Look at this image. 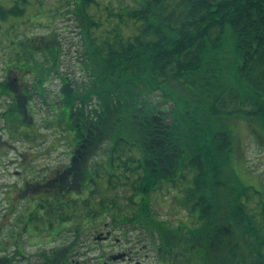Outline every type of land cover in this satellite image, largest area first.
Masks as SVG:
<instances>
[{
  "label": "trees",
  "instance_id": "obj_1",
  "mask_svg": "<svg viewBox=\"0 0 264 264\" xmlns=\"http://www.w3.org/2000/svg\"><path fill=\"white\" fill-rule=\"evenodd\" d=\"M57 1L76 23L81 78L65 63L59 35L15 40L30 0H0V44L28 55L27 97L52 107L53 120L41 122L75 152L68 167L30 178L18 193L40 189L16 235H73L33 264H77L81 237L101 227L124 240L140 231L158 264H264L251 187L226 175L235 135L223 127L247 118L264 129V0ZM55 79L59 88L49 91ZM34 120L37 138L24 136L31 144L42 140ZM166 200L173 217L158 211ZM8 256L21 263L23 247ZM101 257L96 264L110 261Z\"/></svg>",
  "mask_w": 264,
  "mask_h": 264
},
{
  "label": "rangeland",
  "instance_id": "obj_2",
  "mask_svg": "<svg viewBox=\"0 0 264 264\" xmlns=\"http://www.w3.org/2000/svg\"><path fill=\"white\" fill-rule=\"evenodd\" d=\"M130 1L132 2V0H127L126 2ZM62 2L65 3L67 0H62ZM56 3L59 4L57 0H43V5L41 6L35 4L34 0H30L24 17L16 19V22H26V25H20V27L16 29L15 32L17 36H15V40L17 41L25 36L43 37L53 34L59 35L65 43L67 54L68 52L70 54L67 55L65 63L69 64L71 73L81 78V74H79V71H77L75 67L77 62V55H75V53L81 45L79 43L80 38L78 36V30L76 31L75 28L76 23L74 20H67L66 13L63 11L64 7H61L60 11H58V5H56ZM39 12H43L41 16L38 15ZM48 16L50 17L48 18ZM41 19H47V21H44L42 24H37ZM9 24H4V27L8 28ZM9 40L12 41L11 37H9ZM75 44H77L76 47L74 46ZM15 47L16 46L12 44L7 46L1 43L0 54L4 53L3 55H11L7 53L9 52L7 48L15 52ZM71 47H73L72 50ZM66 64L63 73L66 72ZM0 77H3L2 64H0ZM59 85L57 79L52 80L48 86V90L55 92L58 90ZM37 109L39 114L37 120L39 126H41V141L37 140L32 144L27 141L18 142L17 140H12L8 133L2 132L4 134L6 152L4 156H0V242H2V240L5 242V239L8 241V252L11 256L14 254L15 245H18V240L24 245L23 251L25 252V258L22 259L21 263L17 264H33L39 252L60 246L70 241L73 237L70 233H65L55 240L51 238L34 239V237L28 234L21 235V237L16 235L15 233H17L21 223L20 215L25 208L29 207L28 198H24L23 196L18 197V194H14L15 197L13 198L14 200H19L18 203H14L16 206V212H14L16 214H6V210L8 209L6 191L8 187L14 185L21 186L30 175L26 173V170L23 171L22 168L17 165H11L9 171L3 170L4 162L17 157V155L23 152L24 160H27L30 168H32L30 171H34L35 168L36 173L34 175L37 176L38 179L44 181L45 178L49 177L52 169L58 167L62 163H67L69 161V155H71V146L67 141L63 140L64 138H62L60 132L57 133L56 130L51 128L47 123L41 122V120L45 118L49 120V117L53 115L52 110L45 105H39ZM49 122L51 121L49 120ZM223 124V127L235 135V138L233 136L231 165L226 175L231 179V184L233 183L234 177H236L240 184L251 187L252 198L250 206L257 216V222L261 226V236L264 238V129L258 123L247 118H229ZM34 155L36 156L35 159L33 158ZM16 171H21L23 174L19 175ZM26 196L30 197V194H26ZM161 201H159L158 211L163 216L168 215L169 202L166 200V204L160 207ZM170 216L173 217L172 215ZM112 229V227H101L95 233L88 232L82 236L80 251H84L83 254L85 256H75L77 264H84L86 262L96 264L101 256V259L106 261L108 258L111 259V255L117 257L119 254L123 253H126L127 257L121 259L115 258L112 264H158L150 240L146 235H142L140 231H134L129 234V238H127L128 241L126 242L121 243L118 239V244L116 239L118 237L121 238V234L118 230L114 229V235H112L111 241L106 242L103 241V239H98L97 242L95 241L101 231L106 233ZM4 242L0 244H4ZM245 248L246 259H253L252 256L255 254L253 247L248 246Z\"/></svg>",
  "mask_w": 264,
  "mask_h": 264
},
{
  "label": "flooded vegetation",
  "instance_id": "obj_3",
  "mask_svg": "<svg viewBox=\"0 0 264 264\" xmlns=\"http://www.w3.org/2000/svg\"><path fill=\"white\" fill-rule=\"evenodd\" d=\"M28 55H0V64H2V72L3 77H0V156L5 155V144H4V134L2 132L8 133L12 140H17L18 142H26V138L24 136L28 135L30 137L37 136V125L35 124L34 118L38 116V106L41 105V101L37 99V97L31 101L28 99V94L32 91L31 83H28V79L24 77L25 73L22 72L21 68L24 67L27 62ZM48 107V106H47ZM52 110V107H48ZM18 120H23L22 122ZM44 120V119H42ZM49 120H53V115L49 117ZM28 126L30 128H34L33 130H28ZM71 137V135H69ZM37 138V137H36ZM28 142V141H27ZM69 142V140H68ZM30 143V142H28ZM71 144V141L69 142ZM71 155L69 158L72 160L74 159L75 152L73 149V145L71 144ZM21 154V153H20ZM11 165H17L18 167L22 168L23 171L30 168L27 160H23L22 156L13 159H9L7 162L3 163V170H8ZM69 164H60L56 169L62 168L65 169L68 167ZM19 169V168H17ZM54 169V171L56 170ZM17 174L21 175V171H16ZM36 173L35 168L34 171H30L28 174L30 175L29 178L25 179L23 184L29 181L30 178L38 179L37 176L34 174ZM41 182V179L38 180ZM37 183V181H34ZM38 182V183H39ZM23 184L21 186L14 185L9 186L6 191V200L8 203V209L6 210V214H10L11 210V203H18L19 200H14V194H18L20 189L23 188ZM14 189V190H13ZM13 190V192H12ZM30 196L35 194H40V189L36 187L33 192H29ZM23 196L24 198H30L26 195L18 194V197ZM108 236H104L106 242L111 241V233L107 232ZM103 238V236H100ZM120 240V239H119ZM120 242H122L120 240ZM117 238V244H118ZM7 250L6 253H3V262L0 264H9V256H8V241L6 240ZM6 254V256H4ZM127 257L126 253L119 254L117 259H121ZM115 259L114 256L111 255L110 261L107 264H112L113 260Z\"/></svg>",
  "mask_w": 264,
  "mask_h": 264
}]
</instances>
